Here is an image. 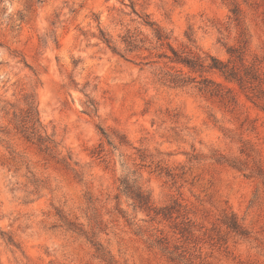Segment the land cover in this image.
Listing matches in <instances>:
<instances>
[{
	"label": "rangeland",
	"instance_id": "1",
	"mask_svg": "<svg viewBox=\"0 0 264 264\" xmlns=\"http://www.w3.org/2000/svg\"><path fill=\"white\" fill-rule=\"evenodd\" d=\"M147 15L177 50L224 61L244 28L264 71V0H0V100H34L60 145L49 158L0 112V264H108L60 216L118 264H264V112L235 85L228 106L164 83L157 56L170 51ZM127 34L140 51L125 50ZM69 153L71 168L58 163ZM127 177L168 215L117 199Z\"/></svg>",
	"mask_w": 264,
	"mask_h": 264
},
{
	"label": "trees",
	"instance_id": "2",
	"mask_svg": "<svg viewBox=\"0 0 264 264\" xmlns=\"http://www.w3.org/2000/svg\"><path fill=\"white\" fill-rule=\"evenodd\" d=\"M231 13L233 16V22L237 23V26L242 27V12L235 1L231 2ZM146 26L154 30L155 38L161 48H168L170 53L164 52L158 54V59L165 60V64L169 66V71L161 78L164 83L169 84L175 88H188L195 87L202 94H206L210 97L217 98L221 103L225 105H237V95L235 89L230 85L238 87L241 93L246 98L254 103L258 108L264 112V71L262 70V62L259 58H254L252 62H248L249 46L251 44L250 37L246 29L241 28L240 32V46H229L226 50L228 59L220 60L211 55L202 56L192 51H180L172 46L170 43V37L163 32L157 25L149 20V15L144 20ZM189 42L194 43L192 34H187ZM113 52L124 57L119 52L118 47L113 40L108 37L101 30L100 38ZM125 50L127 52L140 51L143 46V40H139L137 35L127 34L123 38ZM23 62L28 66L27 62L23 59ZM211 74L218 75L223 81H217L210 77ZM27 109H21L16 107L7 101L0 100V112L4 114V117H10V125L13 129L21 134L28 142L36 145L42 152L46 153L49 158L55 159L58 150L59 143L54 139L53 135H50L43 125L40 118V112L36 103L31 100H26ZM88 107H93V110L97 112L94 102L90 101ZM0 132H5L6 129L0 128ZM103 131V135L107 138V134ZM108 143L112 145L110 139ZM72 156L69 153L66 157H62L58 160V163H62L65 167H72ZM219 163H227L230 167L242 170L240 164L236 161L220 159ZM74 165H78L75 163ZM259 172H262L259 170ZM120 195H124L133 201L135 209L147 212L150 214L154 212L156 215L167 216L164 214L165 210L160 212L152 204L151 196L148 192L144 191L141 186L138 185V179L124 178L121 180ZM61 221L67 227L68 230L84 235L92 243L99 258L106 261L108 264H118L111 257L106 248L96 239L94 233L89 234L84 231L83 226L75 222L70 221L64 216H60ZM229 228L234 232L243 234L236 220H234Z\"/></svg>",
	"mask_w": 264,
	"mask_h": 264
},
{
	"label": "clouds",
	"instance_id": "3",
	"mask_svg": "<svg viewBox=\"0 0 264 264\" xmlns=\"http://www.w3.org/2000/svg\"><path fill=\"white\" fill-rule=\"evenodd\" d=\"M9 11H11V9Z\"/></svg>",
	"mask_w": 264,
	"mask_h": 264
}]
</instances>
